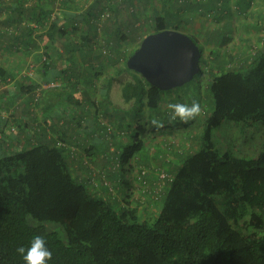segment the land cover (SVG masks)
<instances>
[{
	"label": "trees",
	"instance_id": "trees-1",
	"mask_svg": "<svg viewBox=\"0 0 264 264\" xmlns=\"http://www.w3.org/2000/svg\"><path fill=\"white\" fill-rule=\"evenodd\" d=\"M159 1L160 9L152 0L116 4L140 22L133 32L118 26L116 8L101 21L102 0L81 15L54 9L58 3L67 8L73 0H0V38L17 47L13 52L34 53L45 75L40 84L22 77L12 96L0 94L5 105L0 108L14 111L0 116V264H24L17 249L37 234L52 251L48 264H264V140L259 141L264 139V44L259 42H264V13L253 12L255 23L246 24L260 34L259 44L246 41L252 53L237 56L239 65L230 66L236 55L227 51L229 25L203 31L202 45L187 34L201 57L204 44L213 46L200 62L206 96L197 81V95L190 100L205 106L195 146L175 151L177 163L171 161L170 167L158 163V168L168 167L171 179L153 207L139 215L128 194L125 205L110 193L100 196L108 191L102 177L115 189L127 166L138 172L149 166V145L156 139L149 134L159 135L165 126L170 133L180 124L185 128L187 116L169 107L186 105L187 94L161 91L127 68L138 47L122 53L125 39L136 44L133 36L140 35V44L152 33L181 32L198 16L220 21L234 8L246 16L253 2L236 0L232 9L230 0ZM123 57L122 66L105 72ZM122 74L130 79L121 86L120 105L111 89ZM7 78L12 74L2 64L0 79ZM22 94L28 116L19 121L14 102ZM173 95L178 103L170 100ZM197 116H191L188 127ZM226 121L239 126L244 143L255 141L250 151L215 146L214 131ZM250 128L257 129L258 138H247Z\"/></svg>",
	"mask_w": 264,
	"mask_h": 264
},
{
	"label": "rangeland",
	"instance_id": "rangeland-1",
	"mask_svg": "<svg viewBox=\"0 0 264 264\" xmlns=\"http://www.w3.org/2000/svg\"><path fill=\"white\" fill-rule=\"evenodd\" d=\"M234 1L236 0H230L229 4L230 7L233 9L234 8ZM252 5L250 7V11L249 14H247L246 16L242 15L241 13H238L237 11H235L236 9H233V13L232 15H228L224 18H219L220 21H216L215 19H210V18H205L203 19L202 17L199 18H195L194 19V24H189L188 27H186L185 25L182 28L183 33L185 34H192V35H196V38L198 40V42L202 45L203 39L206 38V35L203 33V31H209V30H213V29H218V27H226L227 25H229V36L230 39L227 42V46L231 49H227V51H229V53H232L234 55H236L234 57V61L230 64V66H234L235 64H238L239 60L237 56L240 57H247L249 56L250 53H252V51L249 50V40H255L254 41V47L257 46V41L255 38L259 37V33H256L255 31L252 30H248L247 26L250 23H255L254 18H252V14H254L253 12H258V13H264V0H252ZM102 2H104V5L108 4L107 8H105L106 6L102 5V10L103 9H107V11L109 12V14L113 15V12H111L110 9H120L119 7L116 6V4L120 3V0H102ZM95 3V0H73L72 4L68 3L67 4V8H65L64 6H62L60 3H58L57 5L54 6L55 10H67L69 12H71L72 14L75 13V15H81L82 13H84L87 9H89L91 7V5ZM61 5V7H60ZM123 15V13H122ZM4 17V15H2L0 18ZM118 22V20H116ZM114 24V21H113ZM248 24V25H246ZM202 25H204L203 28ZM5 26V25H4ZM3 27V26H1ZM80 27H83L82 23L80 22ZM4 28V27H3ZM192 29H194L192 31ZM77 34H79V32L77 31ZM140 34V32H139ZM131 37V36H130ZM140 35L138 37L135 36V39L137 40L136 44H132L131 40L132 38L127 37L124 41L123 46L121 47V52H125L128 53L131 50H135L137 47L140 46L139 39ZM246 39V40H245ZM0 41H2V39L0 38ZM260 44H264V42L262 40L259 41ZM1 44V43H0ZM139 44V46H138ZM225 45V44H224ZM222 45V47L224 46ZM213 47L212 45L209 46L207 44H204L203 48V56L200 59V62H204L206 60V58H208L209 54H210V48ZM222 47H218V48H222ZM264 47V45L262 46ZM243 50L244 52H241L239 50ZM0 53L2 54V57L4 54L9 55V53L4 49V47L2 45H0ZM2 60V59H1ZM124 60V57L121 60H119L118 63H113V65H110L109 67H107V70L105 71L106 73H110L113 71V69H117L118 67L122 66V62ZM209 60V59H208ZM1 63V62H0ZM239 65V64H238ZM203 77V76H202ZM199 74H197L194 77V80L187 83L186 86H181L178 88H175L172 93H176V94H180L181 96H185L186 94V99L188 101V103L184 106L187 107H191L192 103H190V100H193V96L197 95V89H198V85H197V81H199L201 84V88H200V92L202 94V98H205L206 96V91L204 90V85L206 82V78L203 77V79ZM85 78L89 79L91 78L89 75H85ZM130 77L127 74H122L118 77H116L114 79L113 85H112V89H111V98L114 101V103L116 104H120L121 105V94H120V89L122 84L129 80ZM4 90L0 89V94L2 95ZM187 92V93H186ZM0 95V96H1ZM177 95H173L171 96L170 100L174 101L175 103H178V98L176 97ZM167 99V97H166ZM168 100V99H167ZM4 101V100H3ZM204 101V100H203ZM1 106H5L4 103H0ZM124 105V104H123ZM122 105V106H123ZM127 105H124V108ZM204 106L205 103L203 105L200 106L199 110L197 112H195L196 114H199L200 116L194 118L191 121V125L188 127V120L191 118V116H193L194 114H190V113H185V112H181L179 108H177L179 110V114L180 116L183 115H187L186 118H184L186 120V122L183 124L185 126V128L182 127V125L180 124V126H176L174 127L175 130L172 131V133H170V131L172 130L169 126H165L164 130H160L159 135H154V134H149L150 136H155L156 139H153L151 141V145H149V152L147 156H149L151 159L148 161L150 163L149 166H146L145 168H149L152 173L155 172V169L159 164L163 163L165 164H169L168 167H170V162H174L177 163V161L175 160V151H185V149L193 148L195 145L193 144V137L195 135H197L198 130H199V122H201V116L204 110ZM167 104H165L164 106H162V110L163 109H167ZM11 112V111H10ZM0 116L2 117V119H5L8 114L7 112H5L4 107L3 109L0 108ZM8 118V117H7ZM161 124V123H160ZM162 129V127H160ZM177 128V130H176ZM182 128V129H181ZM247 138H252L254 137L255 139L258 138L257 137V129L256 128H250L247 131ZM264 136V134H263ZM141 138V137H140ZM263 138L261 139V136L259 137V141H261V144L263 142ZM213 142L215 144V146L220 149L221 151H225L228 150L229 152H238V153H244L246 151V149H249L250 147H252L250 145L251 142H255V141H247L246 143L243 142L240 131H239V126L237 124H233L229 121H226L222 124V126H220L219 128H217L214 131L213 134ZM248 144V145H247ZM147 148V146H146ZM250 151V149H249ZM156 155H159V157H157L158 161H155V157ZM171 162V164H172ZM147 161H144L143 164H146ZM132 165H134V162L132 161ZM168 167L163 168V169H168ZM126 173H123L122 177H124L125 182L123 181V178L121 177V181H120V186L115 187L116 189V198L122 202L125 205L124 199L126 198V194L128 193L129 189L132 188V198L135 200L134 202H132V206L135 208H139L140 210H138V213L141 214H145L147 213L153 206H151L149 203H151V196L153 195V191H152V184H150L147 188H145L144 190L146 191V193H142L140 189L135 185L137 183V180L135 178L136 173H137V168L131 169L129 166H127L125 168ZM128 171V172H127ZM136 198L138 199V202H143V203H147V205L145 207H142L143 203H137Z\"/></svg>",
	"mask_w": 264,
	"mask_h": 264
},
{
	"label": "water",
	"instance_id": "water-1",
	"mask_svg": "<svg viewBox=\"0 0 264 264\" xmlns=\"http://www.w3.org/2000/svg\"><path fill=\"white\" fill-rule=\"evenodd\" d=\"M201 52L185 33L163 30L144 37L127 59V68L161 91L191 82L200 73Z\"/></svg>",
	"mask_w": 264,
	"mask_h": 264
},
{
	"label": "crops",
	"instance_id": "crops-1",
	"mask_svg": "<svg viewBox=\"0 0 264 264\" xmlns=\"http://www.w3.org/2000/svg\"><path fill=\"white\" fill-rule=\"evenodd\" d=\"M152 2L160 9V6L162 5V3L159 0H152ZM142 3H144V2L142 1L141 4ZM138 6H140V4H138ZM118 10L119 11L117 13V19H116V20H118V22H117L118 26L121 28L129 27L130 31L132 30L133 32L139 31V28L136 29L135 27H137L140 24V22L136 21L137 20V19H135L136 16H133L134 13H128L124 9L122 10L121 8ZM122 13H123V15H122ZM198 18H199V16H198ZM141 24H143V23L141 22ZM131 25H133L135 29H133L131 27ZM11 31H13V30H11ZM133 38L135 39V35L133 36ZM35 41H36V39H35ZM135 41L137 43V40H135ZM2 42L5 43L6 47L5 46H3V47L9 53V55L4 54L2 57V54H1L2 51L0 50L1 51V53H0V62H1L0 65L3 64V66L6 68L7 72L12 74V79L7 78L6 82L2 81L0 79V89L7 91L8 95L12 96L14 94L13 90H14L15 84H17V81L21 80L22 77H26V76L31 77L32 81H34V83H36V84L42 83L43 80L45 79V75L43 72L44 70H42V65H41L39 58H37V59H36V57L34 58V55H35L34 53L31 55H26V53L23 50H22V52H18V53L13 52V51H16L13 49H15L17 47L13 46L12 44L6 43L5 38ZM19 46H20L19 49H22L24 47L23 45H19ZM36 47L38 49H40V50H37V53L41 52V49H42L41 46L39 44H37ZM66 60H67L66 58H63V63H66L67 62ZM25 85H27V83ZM26 95H29V94L27 93ZM26 95L22 94L21 97L17 98V101H15V102L13 101L15 104H17V106H18L17 108L19 109V117H17V120H19V121H21L23 116L25 114L27 115V112H28V109L25 106V102H26V98H27ZM8 111L14 112L13 108L5 110V112L9 113ZM76 121L78 122V120H76ZM90 124H91V121L87 120V125L89 126ZM88 126H86L84 128L88 129ZM101 192L105 193V191H101Z\"/></svg>",
	"mask_w": 264,
	"mask_h": 264
},
{
	"label": "built area",
	"instance_id": "built-area-1",
	"mask_svg": "<svg viewBox=\"0 0 264 264\" xmlns=\"http://www.w3.org/2000/svg\"><path fill=\"white\" fill-rule=\"evenodd\" d=\"M198 1H200V0H198ZM109 16H110V14L106 9L105 11H103L100 19H101V21H104ZM141 168L142 169L139 172L137 171V173H136V180H137L138 185L137 184H135V185L140 189L141 194H142V193H146V191L144 189L147 188L150 184H152L153 195L151 196V203H149V204L151 206H153V202L158 200L160 198V196L162 195L166 181L170 180L171 178H170V176L168 178L166 169L157 167L155 169V172L152 173V171L149 168H145V167H141ZM146 178H149L151 180V183H149L148 181L146 182ZM102 184L108 189V191L106 193H103L100 196L102 198H104V196H105V198H106L107 195L111 194L112 196L111 195L110 196L112 198H116V190L113 189L112 185H110V182L106 179L105 176L102 177ZM95 188H98L97 183L95 184ZM131 191H132V188L129 189V191L127 193L130 197H132Z\"/></svg>",
	"mask_w": 264,
	"mask_h": 264
},
{
	"label": "clouds",
	"instance_id": "clouds-1",
	"mask_svg": "<svg viewBox=\"0 0 264 264\" xmlns=\"http://www.w3.org/2000/svg\"><path fill=\"white\" fill-rule=\"evenodd\" d=\"M170 108H179L181 112L194 114L199 110V105L193 102L191 107L183 105H169ZM17 252L21 255L24 264H48L52 258V251L47 246L44 236L34 235L27 246H20Z\"/></svg>",
	"mask_w": 264,
	"mask_h": 264
}]
</instances>
